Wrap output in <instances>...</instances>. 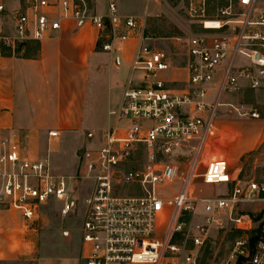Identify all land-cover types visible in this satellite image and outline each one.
Listing matches in <instances>:
<instances>
[{
  "label": "built area",
  "instance_id": "1",
  "mask_svg": "<svg viewBox=\"0 0 264 264\" xmlns=\"http://www.w3.org/2000/svg\"><path fill=\"white\" fill-rule=\"evenodd\" d=\"M186 7L202 30L186 42L188 77L175 88L176 80L168 78L173 65L167 53L154 46L138 17L120 15L118 0H109L107 16L95 14L90 0H25L13 10L0 3V20L12 13L15 31L0 30V55L4 47L16 51L26 41L57 36L70 19L96 25L104 51L131 36L141 40L133 61L139 82L125 89L120 108L111 112L126 124L106 131L97 150L83 153L80 172L55 173L48 159L30 157L18 143L0 137V209L20 211L29 227L36 226L40 209L53 200L61 201L65 217L76 211L72 181L94 182L82 221L84 264H198L197 248L207 239L211 213H233L242 204L264 200V181L233 176L221 157L205 162L222 106L241 117H259L248 103L224 102L223 96L238 89L241 80L252 88L264 85V0H221L217 18L211 0H186ZM141 150L145 162L122 172ZM197 178L228 189L196 196ZM132 183L143 193H117L121 184ZM199 203L207 222L196 225L193 246L183 253L176 242L181 217ZM232 220L244 231L257 223L260 228L253 242H236L225 264H264V217L237 211Z\"/></svg>",
  "mask_w": 264,
  "mask_h": 264
},
{
  "label": "crops",
  "instance_id": "2",
  "mask_svg": "<svg viewBox=\"0 0 264 264\" xmlns=\"http://www.w3.org/2000/svg\"><path fill=\"white\" fill-rule=\"evenodd\" d=\"M24 1L0 0V3L13 10ZM90 5L97 15L110 13L109 0H90ZM118 6L122 17L136 16L142 24L152 13H161L163 9L156 0H118ZM0 30L14 34L12 13L0 20ZM99 32L90 22L70 19L63 23L57 36L32 40L37 44L36 52L30 53L31 48L22 44L16 51L4 47L0 55V137L30 146L28 156L48 159L55 170L64 164L60 156L62 147L73 145L70 159L66 157L67 170L63 172L67 176L76 173L74 164L79 161V149L90 144L89 135L96 134L94 119L103 92H108L111 102H117L118 109L125 89L138 83L141 77L133 67L141 44L139 37L131 36L112 51H104L99 45ZM172 75L168 74V78ZM223 101L246 102L259 113V117H241L229 106H222L215 134L205 150V158L217 155L226 159L233 176H240L245 162L264 148V85L252 88L241 80L239 88L226 93ZM116 121L119 122L117 118ZM52 131H57V135H51ZM227 189L224 185V191ZM0 212L4 231L1 251L14 257L25 248L16 252L17 248L10 243L25 244L31 240V234L23 230L20 211L0 209ZM38 225L39 220L36 226L27 228L35 230ZM78 232L77 253L72 255L75 264H80L81 259L84 264L82 223Z\"/></svg>",
  "mask_w": 264,
  "mask_h": 264
},
{
  "label": "rangeland",
  "instance_id": "3",
  "mask_svg": "<svg viewBox=\"0 0 264 264\" xmlns=\"http://www.w3.org/2000/svg\"><path fill=\"white\" fill-rule=\"evenodd\" d=\"M156 2L163 9L161 13H152L146 18L145 27L149 31V35L153 37L154 46L165 51L173 65V75L169 79L176 80V82L172 86L181 88L186 80L185 67L188 58L186 42L190 36L202 29L200 24L189 16L186 0H156ZM220 5L221 0H211L210 11L213 17L217 18L215 15ZM218 18H222V16L219 15ZM25 44L31 48L30 53L36 52L37 44L35 42L29 40ZM116 107L117 102L115 100L111 102L108 92L104 91L97 104L94 119L96 134L89 135L90 144L79 149L80 161L84 152L97 150L101 146L102 136L106 131L117 125L122 127L126 124L124 121L117 122L116 116L111 114ZM20 147L26 154H30V146L21 144ZM73 148L74 146L70 144L62 147L60 156L63 158L64 164H60L56 170L50 162L55 173L65 174L63 172L67 170L68 162L66 157L70 159ZM54 149L56 148L54 147ZM219 157L211 155L205 158V162ZM145 160V152L141 150L132 155L128 162L121 167V171L137 168ZM79 164V161L74 164L76 173L82 170V166ZM240 177L264 181V148H261L245 162ZM196 181L198 182L196 196H213L224 192L223 184H204L201 178H197ZM93 186L92 180H82L79 183L72 181V197L76 200L78 207L76 211L66 217L61 213L62 203L58 200L42 206L38 213L39 225L35 230L27 228V220L22 216L23 230L25 233L31 234V240L26 241L25 244L10 243L13 248H17L16 252L19 248H25V251L20 252L19 255L8 257L1 251L2 245H4L1 236L4 231L0 226V264H75L72 254L77 253L76 240L86 211L85 199L90 196ZM117 193L130 195L142 194L143 191L139 185L132 183L121 184ZM237 211L249 212L260 220L264 217V200L242 204ZM237 211L231 213L229 210H217L210 214L212 222L208 226L207 239L197 248L200 251L198 264H225L238 240L250 239L251 242L255 240L260 224L257 223L256 228L251 231L239 229L232 220ZM1 215L3 213L0 212V217ZM181 221L183 227L176 235V242L183 247L184 253L193 246L192 238L196 233V225L207 222L203 205L199 203L195 205L194 209L184 211ZM63 243L69 247L64 245L65 247L61 250ZM80 264H82V259Z\"/></svg>",
  "mask_w": 264,
  "mask_h": 264
}]
</instances>
